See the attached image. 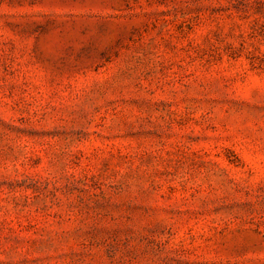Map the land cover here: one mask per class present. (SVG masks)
<instances>
[{
  "label": "rangeland",
  "instance_id": "obj_1",
  "mask_svg": "<svg viewBox=\"0 0 264 264\" xmlns=\"http://www.w3.org/2000/svg\"><path fill=\"white\" fill-rule=\"evenodd\" d=\"M0 264H264V0H0Z\"/></svg>",
  "mask_w": 264,
  "mask_h": 264
}]
</instances>
